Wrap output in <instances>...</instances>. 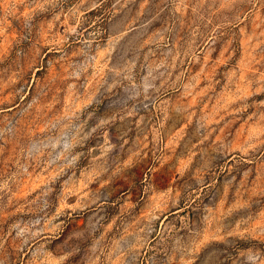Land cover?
<instances>
[{"label": "rangeland", "instance_id": "1", "mask_svg": "<svg viewBox=\"0 0 264 264\" xmlns=\"http://www.w3.org/2000/svg\"><path fill=\"white\" fill-rule=\"evenodd\" d=\"M0 264H264V0H0Z\"/></svg>", "mask_w": 264, "mask_h": 264}]
</instances>
